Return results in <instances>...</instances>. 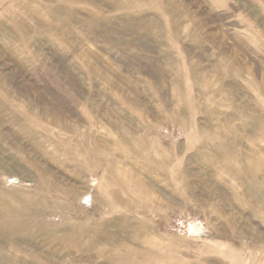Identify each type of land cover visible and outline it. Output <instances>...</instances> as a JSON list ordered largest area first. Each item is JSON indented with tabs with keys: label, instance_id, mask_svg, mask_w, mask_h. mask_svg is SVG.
I'll return each instance as SVG.
<instances>
[{
	"label": "rangeland",
	"instance_id": "rangeland-1",
	"mask_svg": "<svg viewBox=\"0 0 264 264\" xmlns=\"http://www.w3.org/2000/svg\"><path fill=\"white\" fill-rule=\"evenodd\" d=\"M0 264H264V0H0Z\"/></svg>",
	"mask_w": 264,
	"mask_h": 264
}]
</instances>
